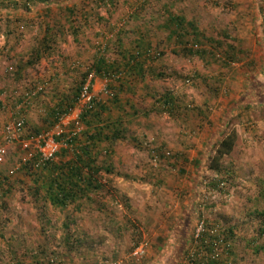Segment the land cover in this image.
<instances>
[{
    "label": "rangeland",
    "instance_id": "obj_1",
    "mask_svg": "<svg viewBox=\"0 0 264 264\" xmlns=\"http://www.w3.org/2000/svg\"><path fill=\"white\" fill-rule=\"evenodd\" d=\"M104 1L45 0L26 8L24 0H0V122L22 116L27 134L68 137L84 75L99 55L119 67L117 40L129 55L137 48L126 34L147 29L152 48L162 53L149 62L150 97L144 95L136 107L142 113L126 124L124 133L132 132L94 147L102 189L91 192L79 211L34 198L32 177L44 169L30 167L26 174L21 168L24 149L18 142L7 145L0 162V177L9 176V181L0 180V264L33 263L35 254L39 264H128L137 260L129 255L141 243L148 245L142 264L156 253L169 264H264V0ZM170 17L183 19V39L173 34ZM77 27L82 29L74 37L71 28ZM192 27L209 40L201 39L203 50L210 52L209 44H216L223 59L189 49ZM49 33L56 35L54 42L30 64ZM104 86L95 94L99 102L106 99ZM32 91L26 104V93ZM168 91L177 99L175 112L157 105L156 99ZM249 95L253 106L246 107L242 100ZM66 106L71 107L66 112L70 120L59 125L61 115L53 112L64 113ZM85 129L83 124L75 145L61 148L54 163L64 164L80 153ZM232 129L237 139L222 160L230 173L226 184L227 176H218L209 165L219 141ZM201 220L208 243L223 234L217 226L233 228L226 247L213 245L212 251L203 245L201 252L193 245ZM172 222L181 223V229L170 231ZM67 233L69 245L85 248L69 253V262L61 260L63 250L52 246L65 245ZM156 245L164 246L158 252ZM159 260L152 264H161Z\"/></svg>",
    "mask_w": 264,
    "mask_h": 264
},
{
    "label": "trees",
    "instance_id": "obj_2",
    "mask_svg": "<svg viewBox=\"0 0 264 264\" xmlns=\"http://www.w3.org/2000/svg\"><path fill=\"white\" fill-rule=\"evenodd\" d=\"M24 6H28V4L32 3H42L45 0H24ZM99 2L104 3V0H97ZM67 8V7H66ZM28 10V9H26ZM67 12L69 14H72V11L67 9ZM260 18L262 21H264V9L260 10ZM169 22L172 28L173 34L177 38L183 39V36L180 34L181 26L183 23V19L178 18V17H170ZM192 25V24H191ZM193 26V25H192ZM51 28L49 25L47 26V29ZM46 29V30H47ZM193 32H195V37L192 39V43L198 44L200 46V50H196L197 53L202 54V53H210L212 57H214L212 51H205L202 48V41L201 39L204 38L202 35L200 36L199 32L195 30L194 27H192ZM50 30H47L49 32ZM71 31H74L75 34V29L71 28ZM59 33V32H58ZM63 35V34H62ZM56 35L54 34H46L42 40L38 43L39 47L34 50L33 55L34 57H31L30 64L34 62H37L38 59H40L41 55L43 54L44 51H46L47 48H49V45H51L54 42V38ZM207 42H209L208 39H202ZM118 41V40H117ZM212 46L213 51H220V48L216 47V44H209ZM152 50V46H146L145 48H141V46L138 44L137 48L134 49V52H140L142 54L147 53L148 51ZM140 54V55H142ZM31 55H29L30 57ZM141 57H135L133 53H131L128 57V59H125L124 68L129 70L130 72L132 71H137L142 72L141 68L144 65V62L146 60L140 59ZM144 61V62H143ZM119 69V67H112L111 62H109L105 55H99L98 58L95 59L93 65H92V70L89 69L87 73L84 75L86 78L87 74L91 71H94L96 76L98 77H104L107 74H111V72L116 71ZM121 69V68H120ZM20 72V71H19ZM85 78L82 80V82L85 80ZM79 88V87H78ZM79 90V89H78ZM113 101L117 100V92H115V96ZM157 103L161 102V106H163L167 111H176L179 105L177 104V99L170 93L169 91L167 93H164L161 95L160 98L156 99ZM166 107H165V106ZM159 106V107H161ZM71 107L66 106V110H64V113H66ZM164 109V110H165ZM105 112V108L103 106L102 102H96L95 107L92 111L87 112L81 116V121L85 125L86 129L83 133L84 136H86L87 141L85 144H83L82 147H80L79 152L80 153H73V157L70 158L67 162L61 165H57L56 163L53 162H48L45 165H43L40 169L38 170H43L42 173H39L36 177L33 178V185L36 187V193L34 197L36 199H41L45 202L47 201L52 207L54 208H59V209H64L66 208L67 205L72 203V201L79 196L87 197L88 193H91L93 191H97V189H102V186L98 182L97 175L99 172L102 170L100 166L94 165V159H95V154H93V149L97 145L98 142L105 141V142H114L116 141L119 137L118 135L116 136L114 133H118L119 130L116 129L117 125L114 123H103L104 118L102 117V114ZM63 112L59 111H54L53 116L56 115H61L64 114ZM103 123V124H102ZM92 128H95L94 130H91ZM115 130V131H112ZM109 134H112L109 136ZM61 137L57 138L58 140ZM237 139L236 132L232 129L230 130L229 133H227L221 141H219L216 150L214 152V155L210 159V165L209 169L216 173L218 176H227L225 181L223 183L228 182V177L230 176L229 171L222 165V160L231 154L233 151L235 142ZM70 145L74 146L75 145V138H73L70 143ZM64 150V149H63ZM157 151H154V153ZM61 155H64V152L61 151ZM157 154V153H155ZM159 157V154H157ZM164 155V154H163ZM21 168L26 169V174L30 175V166H27L26 163L21 164ZM2 178L5 181H9V176L8 174L0 177V180ZM222 183V184H223ZM214 187V184H213ZM39 192V193H38ZM42 193V196L40 194ZM33 198V199H34ZM260 217L264 221V211L260 214ZM233 228H224L223 229V237L224 241L227 242L230 237L232 236ZM70 234L67 233L64 236V243L65 245H69V239H70ZM202 245H204L206 242L205 236H202L201 238ZM75 246L76 248L79 245H71ZM227 244L225 245V247ZM210 246H207V249L210 250ZM71 250V249H70ZM223 252H226V249H223ZM43 256L46 257L45 252H41ZM37 260V255L34 256ZM144 260L142 257L141 259H137L133 262H130L128 264H141V261ZM213 263H218V264H224L219 263V261H211L210 264ZM20 264V263H17ZM148 264H151V260L149 261Z\"/></svg>",
    "mask_w": 264,
    "mask_h": 264
},
{
    "label": "built area",
    "instance_id": "obj_3",
    "mask_svg": "<svg viewBox=\"0 0 264 264\" xmlns=\"http://www.w3.org/2000/svg\"><path fill=\"white\" fill-rule=\"evenodd\" d=\"M187 46L189 49L196 51L200 50V46L195 43H188ZM214 58L216 60L223 59L222 52L213 51ZM135 57H141L140 59H144L146 61L157 60L161 56V52H159L156 48H152V50L147 53L133 52ZM142 54V55H140ZM124 76L123 71L121 69H117L116 71L111 72V74H107L103 78L106 79L107 82H113L120 80ZM96 77L94 71H91L87 74L85 80L80 85L78 94L76 97V104L78 107V112L76 117L72 119V129L69 131V135L67 138L61 140L65 135L60 134L58 137H61L59 140L50 132H40L36 134H27L26 131V119L22 116H15L10 121L1 123L0 122V131L3 132L4 142H0V162L4 160L5 155L7 153V145L10 142H18L22 148L24 149V155L22 156V163H26L27 166H30L33 169H40L43 165L48 162H53L61 148L67 149L69 147V143L73 138H76L79 134L83 132V124L81 121V116L87 112H90L94 109L95 103L100 99L96 98L95 94L92 90V84ZM41 87H38L37 90H41ZM103 96L106 99H113L115 96V91L108 86H104L101 90ZM34 96L33 91L26 93V104L29 103V100ZM69 114L64 113L58 118L59 125H66L69 119ZM61 143V145H60ZM170 154L168 152L164 153V156L167 157ZM153 160H158V155L153 152ZM14 172V170L12 171ZM218 228L219 232H223V229ZM205 232V222L203 220L199 221L195 228V233L192 237L193 245H198L197 249L203 252V245L201 238ZM207 241V240H206ZM205 241V242H206ZM204 245L210 246L213 251V245H225L223 234L218 235L216 239L211 242H206ZM147 246L145 243H141L130 253L129 257L131 259H140L145 256L147 251ZM206 246V248H207ZM110 264H118V262H113Z\"/></svg>",
    "mask_w": 264,
    "mask_h": 264
},
{
    "label": "crops",
    "instance_id": "obj_4",
    "mask_svg": "<svg viewBox=\"0 0 264 264\" xmlns=\"http://www.w3.org/2000/svg\"><path fill=\"white\" fill-rule=\"evenodd\" d=\"M62 26H60V28L63 29ZM80 26L81 25H79V27ZM79 27L75 29V34H74V31H71L72 36L78 37L79 32L82 29V27L81 28ZM135 31L136 33H134V35L126 34L125 36L128 39V42L130 45L133 44L134 46V45L139 44L141 48H145L146 46H149L152 44L151 42L153 41V39L151 38L147 29L144 30L143 27H140L138 29H135ZM116 45L118 47L117 54L119 57V59H116V61L119 62L118 66H119V69L121 68V70L123 71L124 77L114 82H107L106 79L103 77H96V79H94L93 84H92V90L94 94H96L100 90V87L105 85L113 89L115 92H117L116 101H111L108 99H105L104 101H102L103 106L105 108V112L102 114V117L104 118L103 123H114L115 122V124L117 125L116 129H118L119 132L114 133V134L116 136L118 135V137H122L124 136V134L125 136H127L128 134L132 132L128 130L127 132L124 133V130L127 126L126 124L130 123L131 118H133V120L135 121L136 120L135 117L138 116L140 113H142L139 109H136V107L139 105L138 102H140V100L144 98V95L149 93V90H147V86H148L147 77L149 78V76L151 75L150 74L151 66L149 65V61H145V62L143 61L144 65L141 68L142 72H139V73L137 71L130 72L129 70L124 68V65H123L125 63V59L127 60L129 56V52L125 48V44L123 42L121 43V41L118 39ZM111 66L113 67L114 63L111 64ZM248 89H250V87H248ZM263 90H264V85H263ZM251 96L252 95L248 96L247 98L248 100H242V103L246 102L245 104L246 107H248L249 105L253 106V98ZM147 97H150V93ZM160 104L161 102L158 103L157 105L161 106ZM238 106H241L240 102L237 104V107ZM161 108L164 109L163 106H161ZM94 129L95 128H92L91 130H94ZM112 131H115V130H112ZM111 135L112 134H109V136ZM133 136L136 137L135 134ZM59 156H61L60 158H62L64 155L59 154ZM68 160L69 158L66 161H64V163L67 162ZM87 195H88L87 197H90L89 196L90 193H88ZM87 197L82 198L81 196H79L78 198L74 199L72 203H70L66 207L72 206V207H75L74 209L76 211H79L80 210L79 206L81 205V202L87 199ZM180 224L181 223L179 222L177 223L172 222L167 227L170 231L177 232L179 229H181ZM52 246L54 250H60V251L63 250L64 252H60L61 253L60 257L62 258L61 260H66L67 262H69L70 260H72V257L70 256L69 253L78 250L81 245H79L77 248L71 245H52ZM163 246L164 245H156V250L159 252V250H161ZM30 248L35 249V247L34 248L30 247ZM38 248L41 249L42 248L41 245H39ZM81 249L84 250L85 248H81ZM54 253H57V252L54 251ZM36 255L37 254H35L34 256ZM156 255L157 257L153 261L162 259V261L159 260V262L161 261V264H169L168 262L164 261L162 257V253H156ZM163 255H167V254L163 253ZM67 257H70V258H67ZM37 259L39 260L40 257L37 256ZM32 261L33 263H29V264H39L36 258H34V260ZM153 261H151V264L153 263ZM62 263H64V261H62Z\"/></svg>",
    "mask_w": 264,
    "mask_h": 264
}]
</instances>
